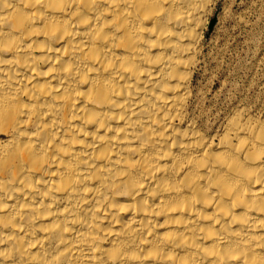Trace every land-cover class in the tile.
Listing matches in <instances>:
<instances>
[{
    "label": "clouds",
    "instance_id": "1",
    "mask_svg": "<svg viewBox=\"0 0 264 264\" xmlns=\"http://www.w3.org/2000/svg\"><path fill=\"white\" fill-rule=\"evenodd\" d=\"M0 264H264V0H0Z\"/></svg>",
    "mask_w": 264,
    "mask_h": 264
}]
</instances>
